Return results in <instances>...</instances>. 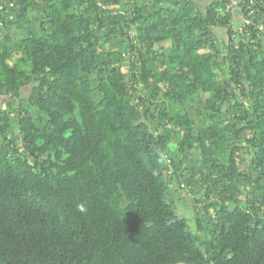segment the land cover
<instances>
[{
    "label": "trees",
    "instance_id": "16d2710c",
    "mask_svg": "<svg viewBox=\"0 0 264 264\" xmlns=\"http://www.w3.org/2000/svg\"><path fill=\"white\" fill-rule=\"evenodd\" d=\"M227 2L0 0V264H264V0Z\"/></svg>",
    "mask_w": 264,
    "mask_h": 264
},
{
    "label": "rangeland",
    "instance_id": "374dc122",
    "mask_svg": "<svg viewBox=\"0 0 264 264\" xmlns=\"http://www.w3.org/2000/svg\"><path fill=\"white\" fill-rule=\"evenodd\" d=\"M168 47H169V42H168V41H165V42H159V43H157V44L155 45V48H156L159 52L167 50ZM202 97L205 98L206 95L203 94ZM180 195L182 196L183 194L180 193ZM185 195H186V194H185ZM189 195H191V194L189 193ZM187 200H188V201H187V204H186V205H188V206H190V207L192 208V207H193V206H192V205H193V199H192L191 201H190L189 199H187ZM182 204H183V203H182ZM178 210H179V212H183V211H184V208L181 206V207L178 208ZM186 215H187L188 217H190V218L193 217L192 212H191V213H186Z\"/></svg>",
    "mask_w": 264,
    "mask_h": 264
},
{
    "label": "clouds",
    "instance_id": "9594fccd",
    "mask_svg": "<svg viewBox=\"0 0 264 264\" xmlns=\"http://www.w3.org/2000/svg\"><path fill=\"white\" fill-rule=\"evenodd\" d=\"M77 208H78V210H79L80 212H84V211H86V208H85V206H84L83 204H78V205H77Z\"/></svg>",
    "mask_w": 264,
    "mask_h": 264
},
{
    "label": "built area",
    "instance_id": "2783aa9c",
    "mask_svg": "<svg viewBox=\"0 0 264 264\" xmlns=\"http://www.w3.org/2000/svg\"><path fill=\"white\" fill-rule=\"evenodd\" d=\"M235 2H236V0H228L226 6L229 7V6L233 5V4H235Z\"/></svg>",
    "mask_w": 264,
    "mask_h": 264
},
{
    "label": "crops",
    "instance_id": "0c3cea01",
    "mask_svg": "<svg viewBox=\"0 0 264 264\" xmlns=\"http://www.w3.org/2000/svg\"><path fill=\"white\" fill-rule=\"evenodd\" d=\"M200 1H204V0H200Z\"/></svg>",
    "mask_w": 264,
    "mask_h": 264
}]
</instances>
